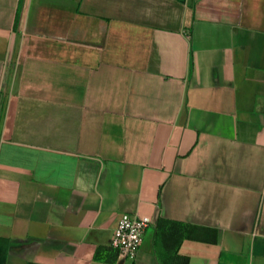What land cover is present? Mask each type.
I'll return each mask as SVG.
<instances>
[{
  "label": "crops",
  "instance_id": "1",
  "mask_svg": "<svg viewBox=\"0 0 264 264\" xmlns=\"http://www.w3.org/2000/svg\"><path fill=\"white\" fill-rule=\"evenodd\" d=\"M178 258L264 264V0H0V264Z\"/></svg>",
  "mask_w": 264,
  "mask_h": 264
},
{
  "label": "built area",
  "instance_id": "2",
  "mask_svg": "<svg viewBox=\"0 0 264 264\" xmlns=\"http://www.w3.org/2000/svg\"><path fill=\"white\" fill-rule=\"evenodd\" d=\"M149 223L129 214H121L113 231L110 247L123 260L133 261Z\"/></svg>",
  "mask_w": 264,
  "mask_h": 264
},
{
  "label": "trees",
  "instance_id": "3",
  "mask_svg": "<svg viewBox=\"0 0 264 264\" xmlns=\"http://www.w3.org/2000/svg\"><path fill=\"white\" fill-rule=\"evenodd\" d=\"M178 260V262H180V264H187V261H186V259H177Z\"/></svg>",
  "mask_w": 264,
  "mask_h": 264
}]
</instances>
